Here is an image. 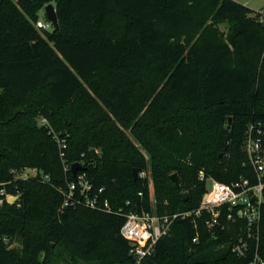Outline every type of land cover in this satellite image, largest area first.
I'll return each mask as SVG.
<instances>
[{"label": "trees", "instance_id": "1", "mask_svg": "<svg viewBox=\"0 0 264 264\" xmlns=\"http://www.w3.org/2000/svg\"><path fill=\"white\" fill-rule=\"evenodd\" d=\"M50 2L59 27L38 28ZM259 119L264 21L238 0H0V264H134L118 211L149 203L140 173L160 215L197 209L208 178L253 176ZM81 174L100 208L67 199ZM236 231L176 218L141 264H248Z\"/></svg>", "mask_w": 264, "mask_h": 264}, {"label": "built area", "instance_id": "2", "mask_svg": "<svg viewBox=\"0 0 264 264\" xmlns=\"http://www.w3.org/2000/svg\"><path fill=\"white\" fill-rule=\"evenodd\" d=\"M261 19L264 21V12L261 13ZM37 27L51 29L53 23L40 19L37 22ZM43 123L46 124L47 120L43 119ZM244 148L254 171L253 176L241 177L232 183L208 178L206 191L197 209L177 212L172 215H160L155 206V198L152 210L136 203L128 212L123 213V209L118 211L125 216L121 234L130 244V254L134 258V264H141L143 260L154 253L158 241L169 233L176 218H191L196 228L204 225L210 230L224 229L228 223L235 224L237 231L232 247L233 252L238 257L247 259L248 264H264V256L261 254L264 218V119H259L249 125ZM27 169L34 173L28 174L26 178L38 174L37 169ZM140 176L147 177L148 175L146 171H143ZM200 177L205 179L203 171H201ZM91 190L92 184L85 175L81 174L77 183L70 184L67 199L74 204L72 198L78 192L82 198H79L78 202H84L91 208H100L98 197L91 196ZM100 191L102 192V189ZM139 196L143 197L144 191H140ZM14 197V194H8L5 189H0V205ZM151 199L153 196L150 189ZM68 204L69 201L66 202V205ZM128 204L131 203L128 202ZM103 207L111 210L107 199L104 201ZM199 236L197 233L194 242L199 240Z\"/></svg>", "mask_w": 264, "mask_h": 264}, {"label": "rangeland", "instance_id": "3", "mask_svg": "<svg viewBox=\"0 0 264 264\" xmlns=\"http://www.w3.org/2000/svg\"><path fill=\"white\" fill-rule=\"evenodd\" d=\"M239 2H242L244 4H246L247 6H249L250 8H252L253 10L255 11H259V14L263 13L264 11L262 9H264V0H239ZM41 15L42 17L46 16V13L45 11L41 12ZM221 30L223 31H227V26L226 25H222L221 26ZM41 123V120L39 121ZM15 173V177H22V178H26V176L28 174H33L34 172L30 169H27V168H24V169H21V170H17V171H14ZM148 177L150 178V183H151V195L153 196V199H151L149 201L148 204H146V202L143 204V206H151V207H154V200L156 198L155 196V190H154V184L152 183V180H151V175L150 173L148 172L147 173ZM209 184V183H208ZM138 203V202H137ZM21 243L19 241L18 238H16L13 242H12V246H19L20 247ZM59 264H66L64 263L63 261H61V263Z\"/></svg>", "mask_w": 264, "mask_h": 264}, {"label": "water", "instance_id": "4", "mask_svg": "<svg viewBox=\"0 0 264 264\" xmlns=\"http://www.w3.org/2000/svg\"><path fill=\"white\" fill-rule=\"evenodd\" d=\"M45 13L47 16V19L53 23V25L58 28L59 27V20H58V14H57V9L56 6L53 2L48 3L45 6ZM84 169L83 165L81 163H74L72 166V172L76 176L78 170ZM140 173L139 168H135L133 171L134 179H138ZM172 179L175 181L176 184L179 185V179L177 175L174 173L172 176ZM186 193L183 194L184 197H186ZM16 199H19V196H16Z\"/></svg>", "mask_w": 264, "mask_h": 264}, {"label": "crops", "instance_id": "5", "mask_svg": "<svg viewBox=\"0 0 264 264\" xmlns=\"http://www.w3.org/2000/svg\"><path fill=\"white\" fill-rule=\"evenodd\" d=\"M239 1V0H238ZM242 3V2H241ZM244 4V3H243ZM244 5H246V4H244ZM249 7V6H248ZM263 11H264V9H262ZM257 12H259V11H257Z\"/></svg>", "mask_w": 264, "mask_h": 264}]
</instances>
